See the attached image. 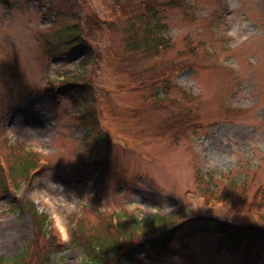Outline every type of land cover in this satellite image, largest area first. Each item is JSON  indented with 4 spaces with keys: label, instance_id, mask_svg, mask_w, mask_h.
Here are the masks:
<instances>
[{
    "label": "rangeland",
    "instance_id": "374dc122",
    "mask_svg": "<svg viewBox=\"0 0 264 264\" xmlns=\"http://www.w3.org/2000/svg\"><path fill=\"white\" fill-rule=\"evenodd\" d=\"M149 1L172 35L159 55L134 50L127 39ZM185 5L0 0V164L19 186L0 190L3 264L33 238L23 204L43 207L32 197L37 187L58 198L70 225L75 216L98 224L104 211L176 212L186 234L176 231L169 245L177 249L154 264H264L263 249L227 246L210 220L264 226V0ZM78 21L95 50L84 70V55L67 53L60 41ZM79 71L88 109L70 89L48 90L50 79ZM155 72L171 85L160 79L154 87ZM188 110L192 119L175 124ZM27 155L40 172L30 182L14 163ZM210 173L221 175L213 186ZM54 235L60 247H36L23 264H87L79 247Z\"/></svg>",
    "mask_w": 264,
    "mask_h": 264
},
{
    "label": "trees",
    "instance_id": "16d2710c",
    "mask_svg": "<svg viewBox=\"0 0 264 264\" xmlns=\"http://www.w3.org/2000/svg\"><path fill=\"white\" fill-rule=\"evenodd\" d=\"M176 2L177 6L180 5L184 9L186 8L185 0H176ZM122 10L124 16L126 7L122 6ZM138 19H140L139 25L127 29L129 33L127 39L132 49L143 50L147 55H159L161 51L171 47L172 35L169 32L167 22L158 14L156 2H147V6L138 11ZM65 33L69 35L61 38L60 41H63L67 53L77 50L78 53L84 55L83 58H80L79 64V67L84 70L86 65L92 63L95 57L92 42H87L88 40L84 35L85 30L81 27L79 21L69 25L65 29ZM60 48L61 46H59V50ZM47 49L54 50L56 46L53 43H48ZM82 71L73 72L71 75L63 72L62 78L50 79L49 81L53 86H49L48 90L59 92L62 88L64 90L70 89L73 95L78 96L76 100L81 101V103H78L88 109L86 104L89 103L90 98L85 95L84 87L86 84L81 79L83 76ZM158 72L150 75L154 87L159 88L156 82L160 79L164 82L165 87H169L171 85L169 76L159 78L157 76ZM56 81H59V83H56ZM190 117V110H188L182 114L179 121H175V124L183 125ZM14 163L18 166L15 170L20 175L28 178L29 182L40 174L37 168L38 160L34 155L23 156L21 160ZM212 176L214 175L210 173V185L213 186V182L216 181V178H221V175H217L216 178ZM17 187L19 186L15 185L13 178L6 177L4 167L0 164V190L9 192ZM23 205H25L24 207L33 219L34 237L19 253L10 257L12 264H23L27 260V255L33 252L36 247L41 246L44 248L43 250L48 247H60V244L56 242L55 233L48 227L47 214H42L37 205L29 200H25ZM175 213L169 215H140L127 211H120L117 214L104 211L99 215V218H101L100 223L93 225H89L88 220L82 216L80 218L77 216L70 217L72 224L70 242L82 250L87 264H154L155 260L175 252L174 250L177 248H172L169 241L176 231L180 232L182 236L186 234L185 226L182 223L178 224L179 221H173ZM101 214H104V216L101 217ZM210 220L213 221L215 231L226 236L227 246L236 245L235 243L240 242L246 247L251 246L256 251L260 249L258 252H261V249L264 250V226H244L222 219ZM142 247H145L147 251L139 255L137 250ZM144 258H149L152 261L145 262ZM3 262L4 259L0 258V264H3Z\"/></svg>",
    "mask_w": 264,
    "mask_h": 264
},
{
    "label": "clouds",
    "instance_id": "9594fccd",
    "mask_svg": "<svg viewBox=\"0 0 264 264\" xmlns=\"http://www.w3.org/2000/svg\"><path fill=\"white\" fill-rule=\"evenodd\" d=\"M51 183L57 185L53 181H51ZM32 197L37 202L43 201V207L40 208V211L42 214H47L49 220L48 227L52 232H54L59 239L69 241L71 239L72 225H70L65 216L61 215L57 210L58 198L50 194L47 188L40 187H37L32 192Z\"/></svg>",
    "mask_w": 264,
    "mask_h": 264
},
{
    "label": "bare ground",
    "instance_id": "6f19581e",
    "mask_svg": "<svg viewBox=\"0 0 264 264\" xmlns=\"http://www.w3.org/2000/svg\"><path fill=\"white\" fill-rule=\"evenodd\" d=\"M1 235H4V234H1ZM0 237H2V236H0ZM4 237H7V236H4Z\"/></svg>",
    "mask_w": 264,
    "mask_h": 264
}]
</instances>
